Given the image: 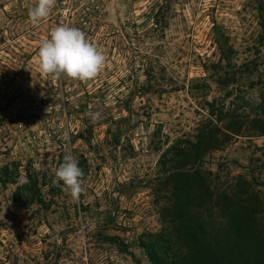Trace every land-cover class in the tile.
<instances>
[{"label": "rangeland", "instance_id": "obj_1", "mask_svg": "<svg viewBox=\"0 0 264 264\" xmlns=\"http://www.w3.org/2000/svg\"><path fill=\"white\" fill-rule=\"evenodd\" d=\"M36 2L0 0V171L19 174L0 184V264H150L141 244L165 228L170 198L156 184L162 154L195 142L212 111L237 103L239 133L220 123L230 138L218 134L224 143L201 170L216 192L245 185L264 223V107L255 109L264 0H56L34 25ZM59 25L80 29L106 56L97 77L41 74L39 47ZM65 154L83 170L76 201L55 177ZM28 172L41 203L20 208L15 191Z\"/></svg>", "mask_w": 264, "mask_h": 264}, {"label": "trees", "instance_id": "obj_2", "mask_svg": "<svg viewBox=\"0 0 264 264\" xmlns=\"http://www.w3.org/2000/svg\"><path fill=\"white\" fill-rule=\"evenodd\" d=\"M229 53L226 50L224 56ZM260 96L256 110L264 107V91ZM236 105L218 114L212 111L215 120L199 130L195 142L178 140L162 154L159 165L164 177L156 184L170 188V198L160 210L165 228L151 235L147 244H141L150 264H264V223L249 202L250 193L242 188L245 185L236 192H216L210 181L213 174L201 170L207 153L230 138L221 132L224 128L220 123L229 120L225 129L239 133L243 122L238 120V111L242 105ZM258 131L264 135V128ZM18 177L17 169L11 174L4 166L0 184H14ZM37 183L28 172L25 183L15 191L17 207L41 203Z\"/></svg>", "mask_w": 264, "mask_h": 264}, {"label": "clouds", "instance_id": "obj_3", "mask_svg": "<svg viewBox=\"0 0 264 264\" xmlns=\"http://www.w3.org/2000/svg\"><path fill=\"white\" fill-rule=\"evenodd\" d=\"M56 0H37L28 11L31 23L38 24L47 18L55 6ZM38 68L42 75L55 79H72L88 82L103 70L106 56L89 42L84 32L76 27L59 25L50 33V39L42 41L38 51ZM92 122L100 119V113H89ZM83 170L78 161L65 154L63 163L55 173L56 181L63 182L62 188L72 200L79 199L83 192L81 177Z\"/></svg>", "mask_w": 264, "mask_h": 264}]
</instances>
